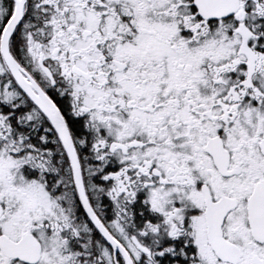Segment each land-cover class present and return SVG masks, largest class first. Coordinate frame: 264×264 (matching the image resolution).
<instances>
[{"label":"snow or ice","instance_id":"1","mask_svg":"<svg viewBox=\"0 0 264 264\" xmlns=\"http://www.w3.org/2000/svg\"><path fill=\"white\" fill-rule=\"evenodd\" d=\"M0 264H264V0H0Z\"/></svg>","mask_w":264,"mask_h":264}]
</instances>
